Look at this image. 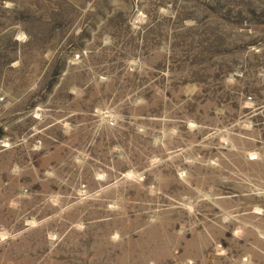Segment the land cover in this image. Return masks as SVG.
<instances>
[{"label":"rangeland","instance_id":"374dc122","mask_svg":"<svg viewBox=\"0 0 264 264\" xmlns=\"http://www.w3.org/2000/svg\"><path fill=\"white\" fill-rule=\"evenodd\" d=\"M0 264H264V0H0Z\"/></svg>","mask_w":264,"mask_h":264}]
</instances>
